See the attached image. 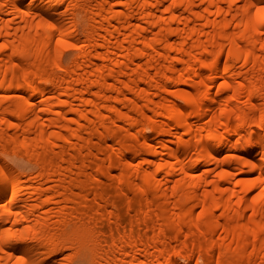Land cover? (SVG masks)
<instances>
[{"label":"bare ground","instance_id":"6f19581e","mask_svg":"<svg viewBox=\"0 0 264 264\" xmlns=\"http://www.w3.org/2000/svg\"><path fill=\"white\" fill-rule=\"evenodd\" d=\"M262 9L0 0V264H264Z\"/></svg>","mask_w":264,"mask_h":264},{"label":"rangeland","instance_id":"374dc122","mask_svg":"<svg viewBox=\"0 0 264 264\" xmlns=\"http://www.w3.org/2000/svg\"><path fill=\"white\" fill-rule=\"evenodd\" d=\"M11 162L14 164V165H16L18 168H19V170L21 171V172H28V170L30 171V169H29V167L27 166V164H24L23 162L21 163V162H17V161H14V160H11ZM192 263H191V262ZM189 262L191 263V264H194V262H193V260H189Z\"/></svg>","mask_w":264,"mask_h":264},{"label":"snow or ice","instance_id":"6c2138e0","mask_svg":"<svg viewBox=\"0 0 264 264\" xmlns=\"http://www.w3.org/2000/svg\"><path fill=\"white\" fill-rule=\"evenodd\" d=\"M262 11H264V9H262Z\"/></svg>","mask_w":264,"mask_h":264}]
</instances>
